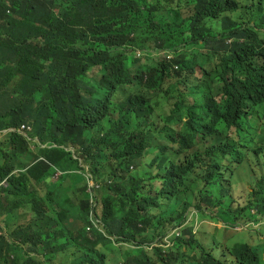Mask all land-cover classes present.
<instances>
[{
    "label": "trees",
    "instance_id": "trees-1",
    "mask_svg": "<svg viewBox=\"0 0 264 264\" xmlns=\"http://www.w3.org/2000/svg\"><path fill=\"white\" fill-rule=\"evenodd\" d=\"M129 50L175 57L142 63ZM9 128L0 193L35 209L37 237L27 252L23 230L0 236V264L59 254L111 264L119 243L137 246L120 251L123 264H226L192 229L153 255L146 246L192 209L227 224L264 214L262 199L233 206L237 171L264 157V0H0V132ZM86 165L104 184L105 233L66 225L71 215L92 224L90 201L76 198ZM232 254L264 262L245 243Z\"/></svg>",
    "mask_w": 264,
    "mask_h": 264
},
{
    "label": "rangeland",
    "instance_id": "rangeland-1",
    "mask_svg": "<svg viewBox=\"0 0 264 264\" xmlns=\"http://www.w3.org/2000/svg\"><path fill=\"white\" fill-rule=\"evenodd\" d=\"M200 51L207 53L205 50ZM139 52H142L141 57L138 56ZM129 53L131 55H135L136 58L142 61V63H152L156 60H161L166 57L165 52L146 53L141 50H129ZM193 57L200 59V52H198L197 55L193 54ZM92 75L99 76L97 70H94ZM181 75L183 78H186L189 75V72H182ZM202 76V69L197 67L196 74L195 76H192V79L194 82H197L196 78H201ZM182 86L184 85L182 84ZM172 108L173 107H171V109ZM166 110H170L169 105L166 107ZM4 138L5 137H0V141ZM153 157L154 155H150L146 161H149ZM253 169L254 171H252L251 168L242 167L237 173V184L234 191L235 203L233 204L235 209L244 208L252 201L256 202L259 199H262V206H264V196L256 197V195L253 194L254 190L259 191L262 185L264 187V157L261 158L258 165H253ZM83 186L87 187L88 189L87 182H84ZM82 198L87 199L88 195H86V193H82ZM102 198V189H100L98 191V200L101 206H103ZM253 215H256L257 218L242 219L237 223L226 224L221 220V218L212 212L204 215L198 213V215L194 217L192 223L182 229L181 238L185 237L186 239H189L191 235L189 233H185V230L192 228L197 240L210 248L218 259L226 261L227 264H237L235 257L230 254V250L237 244L245 243L252 247L258 248L261 253L264 252V214L260 215L255 210ZM35 216V210L27 206L16 207L13 206V204H10L6 210H0V218L3 220L7 228L8 235L15 230L27 228L33 223ZM70 227L75 232H78L79 230H82L86 227V223L80 218L72 217ZM173 230H171L169 233H172ZM29 236L34 238L37 237L34 231H31ZM176 238L177 237H174L172 242H174ZM22 244L27 251L31 250L30 244H26L24 241ZM163 247L167 248L165 245ZM119 248L121 252H124L129 248V246L123 244L119 245ZM186 248L188 249V247ZM49 251H52V249ZM120 251L111 255V264H119L117 257L120 255ZM149 252L151 255H153L152 248L149 249ZM41 260L42 258H39L40 262ZM54 264L67 263L66 259L63 258V255L59 254L57 259L54 261Z\"/></svg>",
    "mask_w": 264,
    "mask_h": 264
},
{
    "label": "clouds",
    "instance_id": "clouds-1",
    "mask_svg": "<svg viewBox=\"0 0 264 264\" xmlns=\"http://www.w3.org/2000/svg\"><path fill=\"white\" fill-rule=\"evenodd\" d=\"M166 53V57L165 58H167L168 60H172V59H174V57H175V53H173V52H165ZM138 56H140V54L138 53ZM176 68V70H180V67L179 66H176L175 67ZM6 130V129H5ZM4 131V130H3ZM2 131V132H3ZM1 135H4V134H0V136ZM259 163V162H258ZM258 163H254V164H257L258 165ZM242 167H248V166H246V165H243ZM241 167V168H242ZM85 168H86V170L84 171V172H78L79 174H81L82 175V177H83V180H82V182H81V185L79 186V191H78V193H77V195H76V198H78V200H84V201H90V204H91V211H90V219H91V222H92V224L91 225H87L86 224V229H87V231L88 232H92V230L94 229V228H96V229H98L99 231H101V232H103V233H105V225H104V222H103V213H102V208H103V211H104V205L103 206H101L100 205V203H99V200H98V191L100 190V189H102L103 190V186H104V184L103 183H100V182H97L96 181V179H95V176L91 173V171H90V168H89V166H85ZM240 168V169H241ZM248 168H250V167H248ZM239 169V170H240ZM238 170V171H239ZM251 170H252V168H251ZM238 171H237V173H238ZM236 177H237V175H236ZM58 179V176L56 177V180ZM84 182H87V186H88V189H87V187H84L83 186V184H84ZM236 184H237V182H236ZM236 184H235V186H236ZM65 189H67V188H65ZM64 189V191H66ZM82 193H86V195H88V198L87 199H83L82 198ZM0 197H1V199L3 200V201H5V205H8L7 207H6V209L9 207V205L10 204H13V206H16V207H19V206H25V205H23V204H19V203H17V201L16 200H14L13 198H10L9 200H5V194L4 193H0ZM102 204H103V198H102ZM27 207H31V206H27ZM32 209H34L33 207H31ZM6 209H1V210H6ZM35 210V209H34ZM192 212V213H191ZM35 213H36V211H35ZM191 213V214H190ZM198 213L199 214H202V213H200L198 210H196V209H192L190 212H189V214H188V217H187V220H186V222L182 225V226H180V227H176V228H174V230H173V232L172 233H167L163 238H159L158 240H157V242L156 243H153L152 245H147L146 247H147V249L149 250L150 248H152V250H154V248H158V247H162V248H164L163 246L165 245V246H167V248H171V247H173V246H175V244H176V240L174 241V242H172V239L174 238V237H177V238H179V237H181V235H182V229L185 227V226H187V225H189L190 223H192V221L194 220V217L196 216V215H198ZM207 213H209V212H207ZM206 213V214H207ZM214 214V213H213ZM202 215H204V214H202ZM72 217H76V216H74V215H71L70 217H69V220H68V222H67V226H69L70 227V225H71V221H72ZM76 218H80V217H76ZM35 219H36V216H35ZM35 219H34V221H35ZM80 219H82V218H80ZM82 220H84V219H82ZM222 220V219H221ZM34 221H33V223L31 224V225H29V226H34L35 225V223H34ZM223 221V220H222ZM224 222V221H223ZM86 223V222H85ZM225 223V222H224ZM227 224V223H226ZM198 225V224H197ZM29 226L27 227V228H21V229H19V230H15V231H20V230H23V234H22V236H21V238L17 241V244L21 247V248H23L25 251H27L25 248H24V246H23V241H24V243H26L25 242V239H26V237L27 236H29V233L31 232V231H34L35 232V230L34 229H29ZM71 228V227H70ZM84 228V229H85ZM72 229V228H71ZM84 229H82V230H79L78 232H75L73 229H72V231H73V233H75V234H79L80 233V231H83ZM190 229H192V228H190ZM193 230V229H192ZM15 231H13V232H15ZM186 231V230H185ZM12 232V233H13ZM11 233V234H12ZM194 233V232H193ZM11 234H9L8 235V233H7V228H6V226H5V224H4V222H3V220L0 218V236H2V237H6V238H8L9 240H10V238H11ZM35 234L37 235V233L35 232ZM24 237V238H23ZM191 237V236H190ZM23 238V239H22ZM36 238V237H35ZM176 238V239H177ZM200 242V241H199ZM26 244H30L31 245V250H32V243L31 242H27ZM128 245L129 246V248L128 249H130V248H137V246H134V245H129V244H126V243H119V244H117V247H118V249L120 250V248H119V245ZM241 244V243H240ZM162 245V246H161ZM173 245V246H172ZM205 245V244H204ZM248 245V244H247ZM236 246V245H235ZM234 246V247H235ZM250 246V245H249ZM207 247V246H206ZM234 247L230 250V254L233 256V257H235L233 254H232V250L234 249ZM252 247V246H251ZM167 248H165V249H167ZM208 248V247H207ZM254 248H256V247H254ZM50 249H52V251H49ZM127 249V250H128ZM210 251H211V249L210 248H208ZM258 251H259V249L258 248H256ZM30 250V251H31ZM56 249H54V248H49L48 249V251L49 252H54ZM30 251H27V252H30ZM212 252V251H211ZM260 252V251H259ZM213 253V252H212ZM260 254L262 255V258L264 259V252L263 253H261L260 252ZM213 255H214V253H213ZM33 256L34 257H36L37 259H38V261H39V258H42V260L41 261H43V262H45V260H44V258L42 257V256H38L37 254H33ZM215 256V255H214ZM57 257H58V255H57ZM216 257V256H215ZM217 258V257H216ZM57 259V258H56ZM55 259V260H56ZM218 259V258H217ZM235 259H236V257H235ZM54 260V261H55ZM218 260H220V259H218ZM54 261H53V264H54ZM111 261V260H110ZM220 261H223V262H225L226 264H227V262L226 261H224V260H220ZM120 264H123V262L121 261V262H119ZM236 263L237 264H239L238 263V261H237V259H236ZM264 263V262H263ZM262 263V264H263Z\"/></svg>",
    "mask_w": 264,
    "mask_h": 264
},
{
    "label": "built area",
    "instance_id": "built-area-1",
    "mask_svg": "<svg viewBox=\"0 0 264 264\" xmlns=\"http://www.w3.org/2000/svg\"><path fill=\"white\" fill-rule=\"evenodd\" d=\"M16 131L17 130H15L13 128H9V129L4 130L3 132H0V134H8V133L16 132ZM18 132H23V131L19 130Z\"/></svg>",
    "mask_w": 264,
    "mask_h": 264
},
{
    "label": "crops",
    "instance_id": "crops-1",
    "mask_svg": "<svg viewBox=\"0 0 264 264\" xmlns=\"http://www.w3.org/2000/svg\"><path fill=\"white\" fill-rule=\"evenodd\" d=\"M66 191H68L69 189L67 188V189H65Z\"/></svg>",
    "mask_w": 264,
    "mask_h": 264
}]
</instances>
